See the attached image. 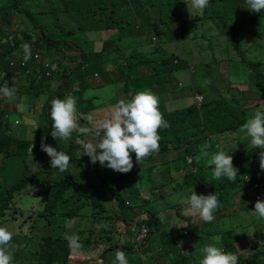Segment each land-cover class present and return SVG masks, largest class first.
<instances>
[{"label": "trees", "instance_id": "trees-1", "mask_svg": "<svg viewBox=\"0 0 264 264\" xmlns=\"http://www.w3.org/2000/svg\"><path fill=\"white\" fill-rule=\"evenodd\" d=\"M214 1L217 0H209L204 13L209 11L211 2ZM24 2L45 4L46 0H4V4L0 5V16H2L0 19V86H3L6 81L9 87L14 85L17 89L16 97L11 101L0 94V102L4 103L0 105L2 107L0 108V226H6L13 232L11 249L13 264H113L117 249L124 251L129 257L130 254L134 256V260H128V264H160L157 261L159 255H166L170 261L169 264H198L200 254L196 255L193 251L194 246L201 249L204 245L212 243L221 247L225 252L235 254L236 245H247L242 240V234L237 233L232 226L228 225V219L240 216L247 211V207L242 203L244 198L253 202L257 195L264 193V171L260 170L258 156L252 150H247L244 155H241L239 152L229 151V147L233 146L231 141L236 140V137L233 139L231 134L235 136L236 131L257 110L264 111L261 109L264 106V96L247 94L236 99L238 97L236 94L251 92L249 89H252L254 85L264 87L262 69L264 61L260 59L263 55L262 45L256 41L257 39L247 34L246 37H250L251 43L236 41L232 47L236 50L239 60L247 67L246 72L240 70L243 78L238 81L237 85L229 80L228 75L223 77L224 72L220 73L221 81L215 83L213 71H210L209 66L205 65L203 74L194 72L193 67L189 68L192 75L189 90L195 89L194 93L202 94L201 103L197 105L193 98L192 103H185L186 105L180 108L160 109L164 120L169 123L170 127L159 130L160 148L155 154L160 156L174 154L168 156L166 160L168 167L163 175L156 176L160 183L150 181L156 189L154 199L148 198L141 206H136L128 202L120 191H122L121 183L124 178L127 180L126 187H129L130 183L135 185L138 181H141L143 185L137 171L110 176L107 171L109 168L102 167L99 162L92 164L86 155L79 157L82 150L80 141H92L91 133L73 132L67 141L53 139L50 135V100L54 95L62 99L67 94L64 88L70 86L77 93L76 98L80 97V102L84 105L83 108L81 104L76 105L78 124L81 127L92 128L94 121L90 120L88 112L118 101L119 81L114 74L115 71H120L125 77L120 89L128 95L123 99H128L136 91L144 89H150L154 93L164 86L162 84H165L169 90L167 89L165 95L161 93L158 97L162 98L163 102L166 101V95L167 98L172 99L179 94V91L174 90L168 76L172 70H177L178 64L182 62L179 57L180 62L177 65L173 64V57L177 56L166 48L156 45L157 48L149 52L161 59L158 66L157 61L152 63L150 60L152 57L145 50L139 48L132 50L131 48L130 52L123 56V50L126 48L118 47L121 35L132 33L145 36L149 43L159 44L166 35L165 29L171 32L169 26L167 27L170 21L166 18L154 20L152 26L143 22L140 25L120 23L115 20L116 16H114L119 4H122L129 14L134 15L130 5L133 3L141 5L144 0H95L94 4L87 0L86 3H81V8L75 10L77 14L82 13L81 17L87 22L85 26L80 25L78 28L85 31L93 28L100 21L104 24L101 28L104 30V40H101L102 50L93 49L92 45L95 44L93 39L88 37L85 39L84 46L80 45L83 43L80 41L81 38H76L71 28L66 29L67 26L70 27L67 22L66 25L58 24L59 18L54 22L56 27L53 25L59 33H53L51 27L47 28L48 25L38 20L37 15L42 14L44 10L34 11L27 4L26 7L22 6ZM240 2L241 0H238L239 4L235 14L243 17L249 16V22L255 27L252 31L260 37L258 25L262 22L263 11L260 13L251 11L248 9L246 0L243 5ZM46 6L47 9L50 8L48 4ZM106 10L109 12L106 13ZM98 13L101 16L96 15ZM6 14L10 16L6 17ZM205 16L203 14L199 17L198 13H195L184 19L180 17V21L177 22H180L181 26L185 24L184 22H189V25L185 24V31L190 33L195 28L196 22ZM93 20L95 23H90ZM163 25L166 26L163 27ZM183 28L184 26L181 27ZM113 29L117 37H113ZM152 38L154 41H151ZM25 42L31 45L32 54L35 51L41 53L39 64L34 63L33 56L27 63L23 61L21 45ZM58 44L64 49L72 48L76 60L73 65H66L56 58L58 63H51L44 68L45 70L52 69V73L46 76L41 64L47 60L44 56H59L61 51L46 53L50 49L58 50L55 46ZM245 52L252 53V59H247ZM254 58L259 59L254 61ZM201 60H205V57ZM221 62L222 60L218 64ZM201 63L204 65V62ZM185 64L188 65L187 61ZM149 65H151L150 68H148ZM39 66L42 67V76L37 70ZM141 66L148 68L147 73L142 74L139 71ZM57 70L60 76L58 82H55ZM97 71L101 74L99 82H96L93 77ZM77 82L80 83L79 87H76ZM142 83H147V85L142 86ZM179 85H181L180 82ZM105 86H109L108 98L96 99L101 96V92V94L95 93L91 96L84 94L85 89L88 91L98 88L99 90ZM152 88L157 90L154 91ZM223 88L228 92V97L222 92ZM183 90L186 89L180 91ZM40 97H43L44 103L38 120L42 121V124L35 130V139L30 140L25 137L24 130L14 129L7 112L10 109L20 112L21 104L39 100ZM252 101L256 102L254 106L250 105ZM28 105L37 106L33 102ZM42 137L48 145L70 156L71 161L66 172L60 173L57 169H51L50 157L39 148L40 141L37 143ZM218 137L222 139L217 140ZM205 143L209 145L210 155L223 150L232 156L233 165L238 169V177L234 182L227 178L214 180L212 167L201 166L205 159L200 158V148ZM31 144L35 145L32 152L30 151ZM97 151L100 150L97 149ZM75 152H78V155ZM131 155L135 161V154ZM7 161L13 165V169L5 166ZM151 167L156 170L157 164L153 163ZM187 167L195 169L179 178L177 173ZM146 168L152 173L149 166ZM256 169H258L257 172ZM149 171L148 174H151ZM245 175L249 177V182L245 183ZM173 178L182 180V188L185 190L194 186L197 194L207 195L215 192L220 203L213 213L212 222L207 223L199 216L187 214L185 211L187 205L178 201L173 206L175 217L171 228L164 230L163 226L159 225L161 222L156 216L158 211L156 200L164 199L167 192L172 193L177 190ZM175 185L179 188L176 183ZM161 186L164 189L159 191ZM243 190L248 191V194L241 196L240 192ZM188 194L186 190L185 197ZM16 196L18 202L13 206L12 201ZM110 198L116 203L114 207H109L107 203H104ZM237 202H240L239 209L235 215H230L227 209ZM150 203L152 205L145 208V204ZM137 208L143 211L140 217H137L139 212ZM81 215L85 220H91L89 226L85 227L71 222V219ZM256 218L262 224L261 229L258 228L259 223L253 220L250 223L252 228L250 233L243 237L249 238L251 243L264 251V219L258 216ZM17 219H20L18 223L12 222ZM117 222L123 224V231L117 228ZM200 222H204L203 225H200ZM141 225L146 227L142 251L136 248L135 241ZM66 234L78 235L82 247L78 250L70 249L65 239ZM186 234L191 236L193 242L185 244L184 247L189 245L187 249H180L176 242L182 240ZM252 247L250 244V248ZM240 256H237L238 264H264V257L261 261H248L243 251Z\"/></svg>", "mask_w": 264, "mask_h": 264}, {"label": "rangeland", "instance_id": "rangeland-1", "mask_svg": "<svg viewBox=\"0 0 264 264\" xmlns=\"http://www.w3.org/2000/svg\"><path fill=\"white\" fill-rule=\"evenodd\" d=\"M82 2L86 3L87 0H46L45 4H42L40 2L34 3L36 7L34 4L26 3V2L22 3L21 5L26 7V4H27L28 6H31L34 11H38V12L41 10H44L42 14H38V15L36 14L39 17V19L37 18V16L36 18L40 20L42 24L48 25L47 28L51 27L53 33H59V30L53 27V25L56 27V24L54 22L57 20V18H59L60 21L58 22V24L66 25V22H67L70 25V27L67 26L66 29L71 28L74 31L73 35L76 38H81L80 41L83 43L80 45L84 46L83 44L86 42L85 39H88L89 37L90 39H93L95 41V44L92 45V48L102 50V46H103L102 41L104 40L103 38L104 30L101 28L102 26H104L103 22L100 21L93 28H89L85 31L83 29L78 28L80 25L85 26L87 23L86 20L83 17H81L82 13L77 14V12L75 11L76 9L81 8L80 6ZM90 2L94 4L95 0H90ZM1 4L2 5L4 4V0H1ZM47 4H48V7H50L49 9H47V6H46ZM187 4H188V0H144V2L141 5H137L134 3L130 5L132 8V11L134 12V15L129 14L128 10L125 9V7L123 8L122 4H119L118 11H116L114 14V16H116L115 20L117 22H120V23L124 22L128 24L132 23L131 25L133 24L140 25V23L143 22V23L148 24L149 26H152V22L154 20H159V19H164V18L170 21V23L167 24V27L169 26L168 28L171 30V32L170 31L168 32L167 29H165L166 35L163 36V38L161 39V43L159 44H156V42L149 43L148 40L145 39V36L140 35L138 33H132L129 35L125 34L123 36L121 35V39L118 42V47L126 48L123 50V53H122L123 56L128 54L131 48L132 50H134L135 48H139L141 50H145L148 53V55L152 57V59H150L152 63L157 61L158 66L161 63V59L156 58V54L155 56H153V54L149 52L152 49H156L158 46L166 48V50H169L170 53H173L177 56V57H173V64L177 65L180 62V59L182 60V62L178 64L177 70L176 69L172 70V72L168 76L169 80L172 83V86L174 87V90L179 91V94L174 96L172 99L167 98V95H166L165 96L166 101L164 102H163V99L159 97V110L162 108H168V109L180 108L185 103L186 104L192 103L193 94L195 92V89H193L194 92L192 90H189L191 87L190 83L192 80V75L190 73L189 68L191 69L192 67H193L194 72L197 71V74L198 73L203 74L205 71L204 67L209 66L210 71L211 72L213 71L212 75L215 79V83H217V81H221L220 73L224 72L222 76L225 77L226 75H228L229 80L234 82L235 83L234 85H237L238 81L241 78H243L241 77L240 70H243L244 72H246L247 67L245 63L239 60V56L236 53V50L232 49V47L234 46V43L236 41L251 43L252 41L250 37H246L247 34L256 38L257 39L256 41L262 45L261 50L263 52V55L260 57V59L264 61V11H263L262 22H259V25H258L259 32L261 33L260 37H257L256 33L252 31V29L255 27L249 22V16L243 17V16H237L235 14L237 10L236 7L239 4L238 0H217V1L211 2V8L209 9V11L207 10V12L205 13L203 11L202 14L198 13L199 17H201V15L203 14H205L206 16L203 17L201 20L197 21L195 24V28H193L191 32L189 33L185 31V26H186L185 24L189 25V22H184L185 24H182L184 26L183 29H181V27L183 26L179 24L180 22H177L178 20L180 21V17L184 19L186 18V16L187 17L190 16L186 8ZM240 4L241 5L245 4L244 0H241ZM106 11H107L106 13L109 12V10H106ZM8 15L9 14H6V17ZM96 15L101 16V14L99 13ZM1 18L2 16H0V19ZM9 18L10 17H8V19ZM96 18H98V16H96ZM95 20L90 21V23H95ZM175 20H176V23H174ZM164 26L166 25H163V27ZM114 32L115 30L113 29L112 33L114 34ZM68 35H71V34H68ZM130 36H133V37H130ZM113 37H117V34H114ZM151 41H154V39L152 38ZM55 46L58 48V50L50 49L46 53H54V51H61L59 53V56L58 55H53V56L43 55V56L46 59L51 60L52 64L58 63L59 61L66 65H73L76 60L75 52L73 51V49L72 48L64 49L63 46L59 44ZM242 48H244V46ZM38 53L41 57V53L40 52ZM22 54L24 55V53ZM244 54L248 57L247 59H252L251 57L252 53L245 52ZM202 57H205V60H201ZM56 58L58 59V61L56 60ZM258 59L259 58H254V61H257ZM220 60H222V62L218 64ZM185 61H187L188 65L185 64ZM201 62H204V65ZM46 63L48 64V62H45V64ZM262 65H263L262 69L264 72V64ZM150 66L151 65H149L148 68H150ZM158 66H156V68H159ZM148 68L146 69V67L141 66L139 68V71L142 74H145L147 73ZM48 70L52 73V69H48ZM58 71L59 70H57V72L55 73V79H54L55 82H58L57 80H58V77L60 76ZM114 74L117 76L118 81H119V84L117 86V99L120 100V99H123L124 97L126 98L128 94H124V92H121V89H120V87L123 85L122 81L125 78L123 76L124 74H122L120 71H115ZM93 77L95 78L96 82H99L101 78V74L97 71V73H94ZM90 78H92V76H90ZM179 82L181 83V85H179ZM77 83L78 84H76V87H79L80 83L79 82ZM141 85L144 86V85H147V83L146 84L142 83ZM162 85L164 86L158 89V91L154 92L157 96L161 93H164V95L166 94L168 87L165 84H162ZM152 89L154 91L157 90L156 88H152ZM182 89H186V90L180 91ZM108 90H109V86H105L103 88H100L99 90L98 88H96L95 90L91 89L88 91L85 89L84 94L86 93L85 96H88V95L91 96V95H94L95 93H99V94L102 93L101 96L96 99H100V98L103 99V98H108L107 97ZM64 91H66L67 94L63 98H65L68 95H72L76 98L77 93L74 90H72L70 86H68L67 88H64ZM222 92H224L225 95H227L228 97V92H226L224 88L222 89ZM130 93H132V91ZM247 94H255L254 96H258V97L264 96V87L254 85V88L252 89L251 92H246V93L240 92L236 94V96H238L236 99H240L241 97ZM199 95L201 96V100H202V94H199ZM56 97L58 96L54 95L51 98L50 102L52 101L53 98H56ZM76 101H77V104H81V108L84 107V105L80 102V97L76 98ZM1 102H0V105L4 104ZM30 102H33V104L37 106L28 105L30 104ZM43 103H44L43 97H40L39 100L29 101V102L27 101L21 104L20 112L11 110V109L8 110L7 112L8 119L12 123L14 129L24 130V133H25L24 135L27 139L34 140L35 130L37 126L42 124V121H39L38 118L40 115V109L43 107ZM255 103H256L255 101H252L250 105L254 106ZM113 105L114 104L103 105L100 108L90 111V113L88 112L87 115L90 116V120L94 121L93 124H95L98 120L102 119L110 111ZM0 108L2 107L0 106ZM261 109L264 110V106ZM236 135L238 136L236 137L234 136V134H231L233 139L236 137V140L231 141V144H233L234 147L233 146L229 147V151L234 152L240 149L239 153L243 154V152L246 149H248V147L250 146V138H247L245 134L242 132ZM221 139H222L221 137L217 138V140H221ZM39 141L41 144V140H38L37 143ZM238 144H240V146ZM75 154L78 155V152H75ZM173 154H169V155L164 154L160 156V155H156L155 153H153L151 154L152 156L150 155L151 158H148L147 160L142 161L143 163L141 162L137 164L136 161H133V168L127 173H130L132 171H137L136 173L138 176H140L139 179L143 181V185L141 181H138L137 184L131 185L130 183L129 187H126L127 180H124L125 179L124 178L121 183V190H122L120 191L121 195L124 196L128 200V202L136 206H141L143 201H145L148 198L154 199L156 195L155 194L156 189L153 188L152 183L150 181L153 180L157 184L160 183V181L159 182L157 181L156 176H159L161 174L163 175V172L168 167L166 160L168 156H172ZM153 163L157 164L156 170H154L151 167ZM5 166L9 167L10 169L14 168L13 165L8 161L7 163H5ZM148 166L152 170V173L149 171L148 168H146ZM201 166H203L204 168H207L206 161L204 162V164H201ZM194 169L195 168L192 169L191 167H187L181 172L177 173V175L179 178H181V176L183 177L186 172H191ZM107 171L110 174V176H119V175L125 174V173L113 171L110 168ZM148 171L151 174H148ZM25 174L26 176H28L27 172ZM153 174H154V177H153ZM173 179H174V186L176 187L177 190L172 193L167 192L164 199L156 200V208H158L156 216H157L158 221L161 222V224L159 225H162L164 230H169V228H171L173 224V220L175 217L173 206L178 201H180L182 197H185L186 190L188 191V189H190V188H187L185 190L184 188H182L183 186L182 180H175V178ZM175 183L179 186V188H177ZM192 187L194 189V186ZM163 189L164 187L161 186V188L158 190L162 191ZM194 191L196 192L195 189ZM243 194H248V191L246 190L241 191L240 195L242 196ZM151 201H155V200H151ZM17 202H18V197L16 196L12 201V205L14 206ZM104 203L105 204L107 203L109 207L110 206L114 207L116 205L115 201H113L111 198L107 201H104ZM239 203L240 202H237V204L227 209L230 215L236 214L237 210L240 207ZM242 203L244 204L245 207H247V211L240 216L237 215L233 218L228 219V225L232 226L236 230V232H238L239 234H242V240L244 243L247 244V245L244 244V246H239L235 244L236 245L235 255L240 256V253L243 251L246 254L245 259H247L248 261H252V260L261 261L264 257L263 256L264 251H261L260 248H257L254 245V243H251V241L248 240L249 238L246 239L243 237V235L246 236V234L250 233L252 229L250 227V223L253 220H255L256 223H259L258 225L259 229H261L262 224L258 220V218H256V215L253 214L252 212L253 208L250 206V203L247 200V198H244ZM151 205L152 203L145 204V208L147 207L149 208ZM137 210L139 211L137 214V217H140L143 211H141L138 208ZM19 220L20 219L13 220L12 222L18 223ZM71 222L73 224H78V225L80 224L85 227L91 224V220L90 219L88 221L85 220L82 215L71 219ZM196 223L198 224V222ZM200 225H203V224L201 223ZM13 227L14 226L12 225V228ZM117 228L120 231H123L124 229L123 224L117 222ZM192 242L193 240L191 239V236L187 235L186 237L184 236L182 240H178L176 244L178 245V247H180V249L184 248L185 250L187 249V247H189V245L184 247L185 244H189V243L192 244ZM250 244L253 246L252 248H250ZM193 251L196 253V255L200 254V247L194 246ZM126 256L128 260H134L133 255L130 254V257H129L126 254ZM157 261L160 264H165V263L169 264L170 262L166 255H162V256L159 255ZM180 264H183V263H180Z\"/></svg>", "mask_w": 264, "mask_h": 264}, {"label": "clouds", "instance_id": "clouds-1", "mask_svg": "<svg viewBox=\"0 0 264 264\" xmlns=\"http://www.w3.org/2000/svg\"><path fill=\"white\" fill-rule=\"evenodd\" d=\"M246 3L251 11L257 13L264 11V0H246ZM208 4L209 0H188L186 8L190 16L195 13L202 14ZM0 5H2L1 0ZM21 48L24 53L22 57L25 63L33 56L32 60L34 63L37 62L39 64L40 55L38 51L32 54L31 45L27 42L23 43ZM45 62H48V64H41L43 68L40 65L37 69L40 76L43 73L46 76L50 75V71L44 68L51 64V60L47 59ZM41 68L44 70L43 73ZM253 88L254 86H252ZM252 89L249 90L252 91ZM16 92L15 86L9 87L6 81L3 86H0V94L10 101L15 99ZM76 105V98L72 95H68L63 99L59 97L52 99L49 109L51 137L56 140L67 141L71 138L73 132L79 134L91 133L93 136L92 141H80L82 150L79 157L86 155L92 164L99 162L102 167H107L120 173H127L133 168L132 153L135 154V161L139 164L151 154L158 152L161 139L159 130L170 127L159 110V97L150 89L136 91L130 98L118 100L110 111L102 119L98 120L92 128L81 127L78 124ZM240 132L250 138V146L243 154H240L244 155L247 150H252L258 156L260 170L264 171V111L257 110L236 131V134ZM236 134L235 136L237 137L238 135ZM34 146V144H31V152ZM40 148L50 157L51 169H57L60 173L67 171L71 161L69 155L63 151H57L56 147L46 144L43 137L41 138ZM208 148L209 145L207 143L201 146L200 158L205 159L206 165L212 167L213 179L221 180L222 178H227L229 181L234 182L238 177V169L233 165L232 156L223 150L210 155ZM97 149L100 151L98 152ZM236 152H240V149L236 150ZM33 166L37 167L35 164ZM257 171L258 169H256ZM244 179L245 183L249 182L247 175L244 176ZM188 193L186 197L180 199L181 204L187 205L186 213L199 216L204 222H212L214 219L213 213L217 210L220 203L215 192L207 195L197 194L192 187L188 189ZM249 203L253 208V214L260 219H264V193L257 195L255 201ZM142 227L146 230V227L141 225L137 233ZM12 238L13 232L6 226H0V264H13ZM65 239L72 250H78L82 247L79 242L80 237L76 234H66ZM144 243L145 240L140 244L137 243L136 248L142 251ZM113 264H128L126 253L117 249ZM198 264H238V257L210 243L200 249Z\"/></svg>", "mask_w": 264, "mask_h": 264}, {"label": "built area", "instance_id": "built-area-1", "mask_svg": "<svg viewBox=\"0 0 264 264\" xmlns=\"http://www.w3.org/2000/svg\"><path fill=\"white\" fill-rule=\"evenodd\" d=\"M194 97V100L196 101L197 104H199L201 102V96L198 94V93H194L193 95ZM17 122V120H16ZM145 234H146V230L144 227H142L139 232L136 234V242L138 244H140L141 242L144 241V237H145Z\"/></svg>", "mask_w": 264, "mask_h": 264}]
</instances>
